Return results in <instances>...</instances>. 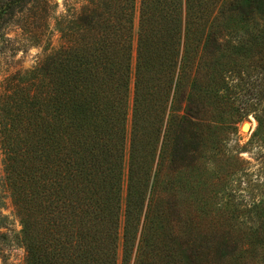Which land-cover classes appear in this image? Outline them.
Wrapping results in <instances>:
<instances>
[{
    "label": "trees",
    "instance_id": "16d2710c",
    "mask_svg": "<svg viewBox=\"0 0 264 264\" xmlns=\"http://www.w3.org/2000/svg\"><path fill=\"white\" fill-rule=\"evenodd\" d=\"M52 1L0 0V54L14 19L39 24ZM54 33L1 95L23 264L264 256V0H63ZM248 115L255 129L232 151L221 133Z\"/></svg>",
    "mask_w": 264,
    "mask_h": 264
},
{
    "label": "rangeland",
    "instance_id": "374dc122",
    "mask_svg": "<svg viewBox=\"0 0 264 264\" xmlns=\"http://www.w3.org/2000/svg\"><path fill=\"white\" fill-rule=\"evenodd\" d=\"M54 2L57 3V7L55 9L52 8L49 17L45 13L42 14L39 17V20H37L39 21V24L36 22L34 24L32 23V25L28 24L30 17L32 18V14L27 11L23 15H19L15 18L14 21L7 27L4 41V45L6 46L4 52L0 54V96L8 84V79L17 73L23 74L25 71L33 68L46 54L48 45V48L59 45V35L54 33V25L56 16L63 13V0H53L52 4ZM43 16L46 20H43ZM1 99L2 96L0 98V264H23L25 249L21 243L22 224L19 216L17 215L15 204L16 195L14 188L16 182L13 177L10 179L8 176L9 162L13 166H18V160L20 157L18 152H16L17 154H8L6 150V144L9 140L7 138L8 131L6 129L10 121L11 108L9 103H3ZM11 117H14V115ZM25 117V115H20L19 112L15 114V119L18 118L21 121H24ZM17 120L15 123L18 122ZM251 120L254 121V127L252 130H250V132H242L241 128L243 124L245 122H251ZM130 123L131 116L129 114L127 121L128 130L130 128ZM234 126H236L235 132H233V128H227L224 133H221L228 146L233 148L232 151L237 150V143L241 147L247 143L255 129L256 121L252 115H248L244 119L242 118L236 120ZM220 142H222V140ZM211 146L212 144L210 147H206V151L213 149ZM209 158L210 156L205 157L207 163H209ZM210 159L213 161V158ZM240 159L250 161L253 166L252 168H255L254 164L257 161L254 155H251L243 150V152L240 153ZM239 161L241 160L236 161V164ZM126 170L127 166L124 168L125 174ZM238 175L239 174L233 177L230 181V185H232L233 188H245L246 185L243 182L247 180V178H241ZM239 178L241 179V183L238 180ZM250 179L255 180V177ZM258 180L259 182L264 183V175L258 178ZM123 192L125 195V185ZM235 194L240 196L238 191H236ZM237 214L241 220H251L250 218H252L253 221L255 218V215L245 213L242 208H237ZM121 230L122 226L120 228V232ZM246 256L248 264H264V256H262V254H258L256 248L249 249Z\"/></svg>",
    "mask_w": 264,
    "mask_h": 264
},
{
    "label": "water",
    "instance_id": "95a60500",
    "mask_svg": "<svg viewBox=\"0 0 264 264\" xmlns=\"http://www.w3.org/2000/svg\"><path fill=\"white\" fill-rule=\"evenodd\" d=\"M252 120H253V119H252ZM252 120H251V122H249V123L251 124V127H250V129L247 130L246 132H250V130H252V128L254 127V121H252ZM246 123H247V122H245V123L243 124L242 129H244V127L246 126Z\"/></svg>",
    "mask_w": 264,
    "mask_h": 264
},
{
    "label": "bare ground",
    "instance_id": "6f19581e",
    "mask_svg": "<svg viewBox=\"0 0 264 264\" xmlns=\"http://www.w3.org/2000/svg\"><path fill=\"white\" fill-rule=\"evenodd\" d=\"M251 127V124L249 122L246 123V126L244 127V129L241 128L242 132H246L247 130H249Z\"/></svg>",
    "mask_w": 264,
    "mask_h": 264
}]
</instances>
